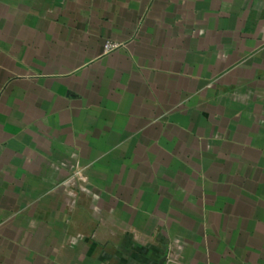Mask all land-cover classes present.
<instances>
[{
    "label": "crops",
    "instance_id": "0c3cea01",
    "mask_svg": "<svg viewBox=\"0 0 264 264\" xmlns=\"http://www.w3.org/2000/svg\"><path fill=\"white\" fill-rule=\"evenodd\" d=\"M0 264H264V0H0Z\"/></svg>",
    "mask_w": 264,
    "mask_h": 264
},
{
    "label": "built area",
    "instance_id": "2783aa9c",
    "mask_svg": "<svg viewBox=\"0 0 264 264\" xmlns=\"http://www.w3.org/2000/svg\"><path fill=\"white\" fill-rule=\"evenodd\" d=\"M119 47H120L119 44L108 41L105 44V51H106V53L107 52L109 53V52L117 50Z\"/></svg>",
    "mask_w": 264,
    "mask_h": 264
}]
</instances>
